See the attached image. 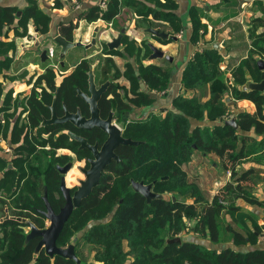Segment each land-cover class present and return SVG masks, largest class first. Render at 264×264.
<instances>
[{
    "label": "trees",
    "instance_id": "obj_1",
    "mask_svg": "<svg viewBox=\"0 0 264 264\" xmlns=\"http://www.w3.org/2000/svg\"><path fill=\"white\" fill-rule=\"evenodd\" d=\"M146 1L155 3L153 8H149ZM123 4L133 7L132 11L141 17L138 20L141 24L167 33L170 37L164 42L182 29L181 17L170 10L175 7L173 0H164V3L160 0H109L105 9L91 7L84 18L88 22L102 19L120 32L122 26L117 24L116 15ZM202 11L203 7L196 5L187 10L192 43L199 39V31L205 27L200 19ZM149 14L154 15L155 20L147 18ZM29 20L41 35L48 32L50 16L39 8L37 0H26L21 11L14 6H0V36L12 24H15V36L27 35ZM163 20L168 25L157 22ZM261 22L262 17L252 20L250 48L247 56L231 69V79L220 67L223 58L219 51L214 47L203 48L186 61L182 70L181 85L185 92H192L190 96H175L172 108L166 109L163 116L117 120L123 135L138 144L123 148V162L117 165L119 169L110 176L109 183L96 187L82 201L56 240L60 246L72 238L78 261L49 256L43 247L37 248L38 236L26 239L25 228L29 223L38 228L46 227L44 214L40 213L45 210V202L40 198L43 192L53 211L57 212L62 206L54 200L57 185L47 178L53 170L48 160L52 150L36 151L37 147L59 145L48 143L41 136L45 132L39 128L42 116H47L51 101L52 105L55 101L64 102L74 110L78 105L75 87L81 88L89 73L100 82L119 77L127 80L128 89L124 88L122 97L114 92L119 98V112L125 108L128 111L147 108L155 100L150 91H164L172 69L153 63L142 64L140 46L145 48L143 56L146 57L149 54L147 43L136 46L124 32L122 51L108 49L106 42H102L96 60H89L87 56L65 77L59 78L57 74L65 69L63 59L62 63L57 61L59 70L45 65L43 72L33 79L25 99V122L20 126L15 122L10 127L16 152L9 157L0 155V264H93V261L103 264H264V249H242L257 243L263 228L258 223L259 217L236 202L243 200L264 207V200H258L252 192L254 183L250 175L255 170L242 166V160L264 147V95L261 91L243 88L249 77L260 80L257 60H264V30H256ZM72 28V25L61 28L68 41L73 40ZM15 49L13 40L0 39V74L9 69ZM113 55L129 56L134 63L126 62L121 71ZM1 93L0 87V96ZM202 96L206 99L202 100ZM10 98L11 90H8L0 100V109L7 107ZM243 98L254 103L255 113L238 112L234 124L227 122L231 108L228 102L233 101L231 106H234L235 100ZM192 121L213 124L192 127ZM250 131L261 135V139L251 137ZM194 151L214 155L230 175L210 201L205 200L198 185L183 169ZM131 180L153 183L152 191L161 194V198L148 202L133 191ZM182 197H190L191 201ZM185 218L196 219V225L202 226L209 242H231L238 249H214L180 238ZM176 237L179 240H174ZM78 247L87 250L86 257L79 253Z\"/></svg>",
    "mask_w": 264,
    "mask_h": 264
},
{
    "label": "crops",
    "instance_id": "obj_2",
    "mask_svg": "<svg viewBox=\"0 0 264 264\" xmlns=\"http://www.w3.org/2000/svg\"><path fill=\"white\" fill-rule=\"evenodd\" d=\"M103 1L108 3L109 0H37L39 8L50 16L49 30L46 34L41 35L38 33L35 30L32 20H29L27 23V35L25 36L14 35L15 24L5 28L2 32V35L0 36V39L2 41L13 40L15 42L16 49L13 54L9 69L4 70L3 73L0 74V87L2 89L0 100L3 99V95L6 91L11 90L12 100L16 101V105L20 106L19 100L16 99V97L19 95L18 93L25 94V92L31 89L35 76L37 74H41L43 72V67L48 65L46 60L41 61L40 52L42 49L46 48L50 42L53 43V36L61 32L62 27H69L72 25V37H77L76 39L81 40L83 44L89 43L92 31L95 27H97L98 30L99 28H103L102 30H99L101 32L100 39L102 42H107L111 38L115 37L118 31L113 29L111 24L109 25V23L103 21L102 19L88 22L84 18L85 14L88 13V10L91 7H101L100 3ZM173 1L175 7L174 9L170 10H172V12L177 16L181 17L183 26L182 29L174 33V38L166 42L147 31V28L149 27H146L144 23L141 24L140 21H138L141 19V17L137 16L132 11V6L125 4L121 5L120 11L116 15V21H118L117 24L122 26L121 28L124 29V34H126L130 40L135 39L139 41L141 40L145 43H151L157 48L161 49L164 54L172 58V60L164 59L163 57L150 59L149 55L151 51L149 49V54L144 57L142 61L140 59L144 65L153 63L160 65L161 67H169L172 69V72L167 88L160 92L150 91V93L155 96L154 102L147 108L134 109L130 119H145L148 116L151 117L158 115L163 116L166 109L172 108L171 101L175 96H190L192 92H185L181 85L182 70L186 61L190 59L195 52H199L203 48L214 47L219 51L223 58L220 67L225 71V76L231 79V69H233V67H235L241 59L247 56L248 50L250 48L251 39L249 37V28L252 26V20L262 17V25L258 26L256 31L261 32L264 30V0ZM160 2L164 3V0H160ZM146 5L149 6V8H153L155 3L146 1ZM191 5L203 7L200 19L205 27L199 31L201 35L195 43L189 41L190 24L188 21V16L186 15L187 10ZM0 6H14L21 11L26 6V0H0ZM106 6L102 9H105ZM156 9L159 10V7H156ZM147 18L155 20L154 18L156 17L154 15L152 16V14H149ZM157 22H159L161 25L164 24L162 26L168 25L164 20ZM169 37L170 36L168 35V38ZM139 41L137 42L139 43ZM97 42L94 45H91L92 47L74 46L69 48L65 52L62 59L67 58V55L73 51L77 52L78 50H81L80 52L84 54L88 48L93 49L94 47H99L97 46ZM134 42L136 46H139L136 41ZM140 45H142V43ZM123 47V42L120 41V45L115 49L122 51ZM142 47L143 46H141V49ZM56 48L58 50L57 54L59 55L60 48L57 46ZM143 49L142 56L145 53V48L143 47ZM99 51L101 53V49H99ZM99 51L94 50L93 52L88 53L87 56L99 53ZM112 58L121 71L124 69L126 62L129 60L131 64L134 63L133 59L129 56L122 57L120 55H113ZM57 68L58 66L54 67L55 70H57ZM248 81L258 82L259 80L256 81L249 77ZM141 87L144 88L143 84ZM262 93L264 95V90ZM201 99L205 100L206 97L202 96ZM232 102L233 101L228 102V105L231 107L229 114L233 115L234 118L235 114L238 112H247L249 114L255 113V105L249 99H237L234 101V106H231ZM210 124H213V122L192 121V127L194 125ZM241 131L243 130H240V132ZM248 134L258 140L261 139V135L256 134L253 131H250ZM193 153H196L195 156L197 158L192 161L191 165H195L199 169L207 167L216 171V175L214 176L215 179L213 180V186L207 190L201 185L196 174L192 175L191 172L188 173V171H186V164L183 167L187 173V176L198 185L205 200L210 201L218 188L229 180V172L221 168L214 155L208 154V156L207 154L200 151H194ZM204 158L211 160L210 163L207 164ZM242 166L245 168H253L255 170L254 173L250 175L251 182L254 183L252 192L258 200H264V147L258 153L252 154L248 158L242 160ZM185 201H191V198H185ZM236 202L238 205L255 213L259 217L258 223L263 227L260 231L257 243L254 245H245L246 247H243L242 249H264V207L247 203L243 200H237ZM227 219L229 220V217ZM187 221H195L197 223V220L194 218L188 219ZM206 246L214 249H220L224 247L238 249L231 242L211 243L207 239ZM93 264L103 263L99 261H93Z\"/></svg>",
    "mask_w": 264,
    "mask_h": 264
},
{
    "label": "water",
    "instance_id": "obj_3",
    "mask_svg": "<svg viewBox=\"0 0 264 264\" xmlns=\"http://www.w3.org/2000/svg\"><path fill=\"white\" fill-rule=\"evenodd\" d=\"M98 31V28L95 27L91 34V39L89 43L83 44L81 40L77 41H68L65 38H63L61 35L56 34L53 36L52 40L56 44L57 47L60 48L59 51V59L61 60L65 54V52L74 46H85L89 47L91 45H94L96 43V33ZM147 31L162 39L165 40L168 38V34L159 31L157 29L153 28H147ZM124 32V29H121L118 34L111 38L109 41L106 42V45L108 49H115L120 45V41L122 38V34ZM148 48L150 49L151 53L149 55L150 59L153 58H164L168 60H172V58L164 52L154 46L151 43H147ZM40 59L41 61L46 60V48L42 49L40 52ZM62 63V60H61ZM257 66L259 70L261 71L260 74V80L258 82H251L248 81L243 88L244 89H250V90H258L263 92L264 90V60L258 59L257 60ZM107 86V83L103 84L99 89L95 88V85L92 80V73H89V90L92 94L91 97H87L85 94L83 95L91 104L92 109V116L91 119L83 120L82 117L78 112L75 114H70L69 112H65V115L62 118H55L54 114V106H51L52 109V117L48 120H46V123H52V122H60L64 120H70L72 123L76 124L80 127H90L91 125H94L97 123L107 134L106 140L103 142L100 150H96L95 146L89 145L86 143L84 139H81L79 137H76L77 140H79L82 144V146H86L87 148L91 149L94 153V158L89 161V167L88 169L82 170L85 179L80 181L79 186L77 189L73 192L72 195H70V189L65 187L63 181L60 184V190L62 191L65 202L64 204L59 208L57 212L53 211V209L50 207L49 203L47 202L46 197H44L45 207L46 211H42V213L45 215L47 220L49 221L48 226L44 228H38L35 227L33 224L29 223V229L30 231L26 235V239H30L31 237L38 236L40 239L37 243V248L43 247L46 254L49 256L53 255H59L65 258H72L76 261H78L74 249H73V243L69 244L66 248H63L61 246H58L56 244V240L59 237L65 223L69 219L72 212L79 208L81 206V203L84 199H86L92 192L93 189H95L99 184L100 176L102 175L103 169L106 167V165L109 164L112 158L115 160H118V157L116 153L114 152L115 148L119 146L120 144L123 145H136L138 144V141L131 140L130 138H125L121 130L115 125L111 123V119L107 118L104 121L97 122L94 118V112H95V101L98 98L99 94L103 92L105 87ZM235 118L232 117L228 119L227 122H231L234 124ZM68 167L65 166L63 171ZM152 184L153 183H147L145 184L142 180L140 181H134L131 180V188L133 191L140 193L142 196L146 198V200L149 202L153 198H161V194L155 193L152 191ZM77 237L73 238V241H76ZM174 240H179L178 237L174 238Z\"/></svg>",
    "mask_w": 264,
    "mask_h": 264
},
{
    "label": "flooded vegetation",
    "instance_id": "obj_4",
    "mask_svg": "<svg viewBox=\"0 0 264 264\" xmlns=\"http://www.w3.org/2000/svg\"><path fill=\"white\" fill-rule=\"evenodd\" d=\"M85 58H86L85 56L80 57L79 61H77V62H75V64L71 65V67L73 66L72 68H70V66H67L64 69V71H62L60 74H58L59 78L65 77V76L71 74L72 71L74 70L75 66L82 59H85ZM57 59L60 60L59 55H58ZM92 80H93V83H94L96 89H99L103 84L107 83V86L105 87L103 92L101 94H99L98 98L95 101L96 109H95L94 118H93V119H95V121L100 122V121L106 120L107 118H110L111 123L114 124L113 122H115L117 120H122L125 117L132 116V111H128L127 108H125L121 112H119V108H118L119 98L114 93V92H116V90L113 89V86H115V84H114L115 80L107 79L105 81L100 82L98 79H95V77L93 79V76H92ZM84 94L87 97L92 96V94L89 90V75L86 77L85 82L81 88L75 87V99H76L78 105H76L74 110L69 109L64 102L56 103V101H55V103L53 105L54 106V109H53L54 114L56 116L55 118H57V119L62 118L65 115V112H69L70 114H75L76 112H78L83 120L86 121L88 119H91V116H92L91 104L83 96ZM116 94H117V92H116ZM51 106H52V101H51L47 116H42V120H41L39 128L44 129L45 132H43L41 136H43L47 140L48 143L50 141H52V143H55V144L58 143L59 145H57L56 147L48 146V149H46V146L45 147H37V148L39 149V151L42 149L52 150V156H49L48 160L50 162V165H52L53 170H52V173L49 176H47V178L49 180H51L52 183H55L57 185V191H54L55 202H61L63 205L65 202V198H64L62 191L60 190L61 182L63 181L65 187L70 189L69 190L70 195H72L73 192L78 187V186H76V187L71 188V187L67 186L65 184V175L71 170V168L75 162H81L82 161L83 163L86 164L87 168L83 167V168H81V171L84 169H88L89 161L94 158L93 151L91 149L87 148L86 146H82L81 142L79 140H77L76 137L84 139L87 144L95 146L96 150H100L103 142L107 138V134L99 125H97V123H95L94 125H91L90 127L77 126L76 124L72 123L68 119L64 120V121H60V122L46 123L45 121L52 117ZM55 130H57V131H55ZM44 134H47V136L45 137ZM122 135H123V133H122ZM7 142H8L7 146L9 147L8 150L9 151L13 150L14 146L10 143V142H12L11 141V131H9ZM126 146H130V145L120 144L119 146H117L114 150L116 155H117L118 150L122 151V154H123V148ZM35 153H37V152H35ZM30 157H32V155ZM113 163L117 166L118 164H120V159L115 160L114 158H112L111 161L109 162V164L106 165V167L102 171V175L100 176L98 186H100V183H101L100 181L104 176L103 173ZM67 165H68V167L63 171L64 167ZM80 181H79V184H80ZM93 190H92V192H93ZM92 192H91V194H92ZM44 196L45 195L43 192V194L40 196V198L43 201H44ZM44 211H46V207H45ZM40 213H42V212H40ZM44 217H45V215H44Z\"/></svg>",
    "mask_w": 264,
    "mask_h": 264
},
{
    "label": "rangeland",
    "instance_id": "obj_5",
    "mask_svg": "<svg viewBox=\"0 0 264 264\" xmlns=\"http://www.w3.org/2000/svg\"><path fill=\"white\" fill-rule=\"evenodd\" d=\"M100 29L102 30L103 28H99V30ZM99 30L96 33V42L97 41L99 42V43L97 42V44H98L97 46H99V47H94L93 49L87 50L86 52H84V54H82V52H80L81 50H78L77 52L76 51L70 52L67 55L68 57L63 59V65H62L63 69L66 68L67 66H70V68H72L73 66L71 67V65L75 64V62L79 61V59H80V57H82V55L87 57L88 53H91L94 50L99 51V49H102V41L100 39L101 38V34H100L101 32ZM57 34L65 37L61 32H59ZM73 38H74L73 41L78 40V39H76L77 37H75V36ZM133 40L136 42L139 41V40H135V39H133ZM140 41H139V43L137 42L139 46L143 42V41H141V42ZM142 50H144L143 47L139 53V57H140L141 61L144 59V56H142V54H143ZM99 53H100V51H99ZM98 56H99L98 53L92 54L89 57V60H96ZM59 69H61V68L59 67L58 70ZM57 74H59V71ZM114 84H115L114 88H115L117 94L119 95V97H122L124 88L128 89L127 80L124 77H119L118 79L115 80ZM30 91H31V89H29L27 92H25V94L18 93L19 95L16 97V99L19 100L20 106L16 105L17 102L12 100V98H10L8 104H6L7 107L0 109V146L1 145L4 146L3 148L0 147V155H2V156H8V157L13 156L14 152H16L15 150L14 151L13 150L5 151L4 149H5V147H8L7 146L8 145L7 139H8V135H9L11 125H13L16 122L17 125L20 126L22 123L25 122L26 111L23 109H24L25 104H26L25 99L29 95ZM0 107H1V105H0ZM129 118H131V117H129ZM113 123L121 130V133H122L123 131H122V128L120 127V124L117 121H115ZM29 131H32V130H28V132ZM55 131H57V130H55ZM33 133L36 134L35 132H33ZM44 136L46 137L47 134H44ZM10 143L13 146H15L13 142H10ZM36 149H37L36 151H39L38 148H36ZM46 149H48V146H46ZM195 154L196 153L191 154L189 159L183 164V167L186 164V167H185L186 171H188V173L191 172L192 175L196 174L198 176V179H199L201 185L203 187H205L207 190H209V188H212V186H213V180L215 179L214 176L216 175V171L212 170L211 168H207V167L199 169L197 166L191 165L192 161L197 158L195 156ZM121 155H122V151L118 150L117 156H118V159H120V162L122 161ZM204 159H205L207 164H209L211 161L207 158H204ZM83 167L87 168L86 164L83 163L82 161L81 162H75L73 164L71 170L65 175V184L67 186H69L71 188L79 186V181L84 180V178H85L83 172L81 171V168H83ZM118 169H119V167H117L114 163L111 166H109L108 169L103 173L104 176L100 181L101 182L100 186L101 185L106 186L110 181V179H109V178H111L110 176H113L115 171H117ZM0 194H2V193L0 192ZM3 196L4 197L6 196L4 194V192H3ZM167 196L168 195H165V197H167ZM185 198L186 197H182V199H185ZM1 213L2 212L0 211V215H1ZM187 220L188 219L185 218L184 224H183V231L181 232L179 237L184 239V240H196V241L205 245L206 244V238L204 237L202 226L200 224L196 225L195 221L189 222ZM48 224H49V221L45 218V226H48ZM25 231L28 234V232L30 231L29 226L25 228ZM69 244H72V238H68L65 241V244L60 245V246L63 248H66ZM78 250L82 256H84V257L87 256V250L85 248L80 250V247H78Z\"/></svg>",
    "mask_w": 264,
    "mask_h": 264
},
{
    "label": "built area",
    "instance_id": "obj_6",
    "mask_svg": "<svg viewBox=\"0 0 264 264\" xmlns=\"http://www.w3.org/2000/svg\"><path fill=\"white\" fill-rule=\"evenodd\" d=\"M100 5H101V8H104L106 5H107V2H105V1H103V2H101L100 3ZM54 43V42H53ZM53 43H49L47 46H46V62H48V65L49 66H51V67H56L57 66V61H58V59H57V57H58V51H57V48H56V45L55 44H53ZM161 116V115H160ZM233 117V115H231V114H228L227 116H226V119H230V118H232ZM0 147H4V146H0ZM8 148L9 147H5V151H7L8 150ZM263 237H264V232H263Z\"/></svg>",
    "mask_w": 264,
    "mask_h": 264
}]
</instances>
